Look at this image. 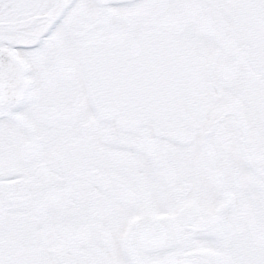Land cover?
Returning a JSON list of instances; mask_svg holds the SVG:
<instances>
[{
    "label": "snow or ice",
    "instance_id": "snow-or-ice-1",
    "mask_svg": "<svg viewBox=\"0 0 264 264\" xmlns=\"http://www.w3.org/2000/svg\"><path fill=\"white\" fill-rule=\"evenodd\" d=\"M0 264H264V0H0Z\"/></svg>",
    "mask_w": 264,
    "mask_h": 264
}]
</instances>
